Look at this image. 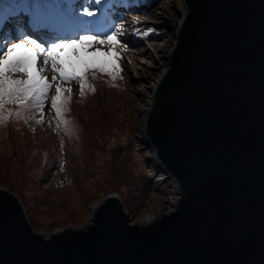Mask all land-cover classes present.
<instances>
[{"label": "water", "instance_id": "1", "mask_svg": "<svg viewBox=\"0 0 264 264\" xmlns=\"http://www.w3.org/2000/svg\"><path fill=\"white\" fill-rule=\"evenodd\" d=\"M183 8L139 136L172 207L137 223L109 192L47 233L0 187V264H264V0Z\"/></svg>", "mask_w": 264, "mask_h": 264}, {"label": "rangeland", "instance_id": "2", "mask_svg": "<svg viewBox=\"0 0 264 264\" xmlns=\"http://www.w3.org/2000/svg\"><path fill=\"white\" fill-rule=\"evenodd\" d=\"M26 1L33 5V0H0V13L5 11L0 14V33L4 24L8 32L13 31L9 38L26 29L28 15L33 19L35 11L34 5L27 10ZM172 1L157 0L152 7L143 0L131 3L136 8L129 10L136 19L131 20L129 14L124 19L140 31L132 36L123 31L121 40L127 50L118 61L123 69L119 77L112 81L107 74L96 73L94 79L89 78L96 91H86L84 97L79 95L78 84L71 85L72 101L66 118L76 128L73 134L54 131L50 101L41 124L35 122L40 118L36 111L31 112L34 119L27 122L11 117L0 124V187L11 186V191H20L33 228L51 233L66 227H83L90 222L95 205L109 192L120 194L137 223H145L149 215L156 217L172 207L175 189L166 181H157L160 174L146 163L144 156L150 152L139 139L141 120L150 104L144 100L150 102L154 75L164 68L168 54L160 47L173 38L177 28L164 20L172 10ZM61 2L67 10L69 0ZM77 5L80 7L75 11L82 15L83 4ZM94 8L97 16L104 10L103 6ZM67 11V17H71L73 5ZM129 25L125 28L130 33ZM149 28L153 31L143 35ZM24 35L43 41V37L32 32ZM133 39H138L137 47L147 48L148 53L133 54ZM44 40L52 42L49 38ZM99 47L107 50L105 46ZM133 58L136 67L132 70ZM142 73L148 76L143 84ZM47 75L51 79L52 73ZM6 107L14 111L17 105Z\"/></svg>", "mask_w": 264, "mask_h": 264}, {"label": "snow or ice", "instance_id": "3", "mask_svg": "<svg viewBox=\"0 0 264 264\" xmlns=\"http://www.w3.org/2000/svg\"><path fill=\"white\" fill-rule=\"evenodd\" d=\"M94 6H102V0H84L82 15H78L75 8L80 5L73 4L74 23L71 28H62L55 17L42 10L44 5L37 0L32 24L50 29L54 33L51 43L23 33L10 38L0 35V124L11 117L27 122L34 119L33 111L39 113L40 118L35 122L41 124L50 101L54 131L66 135L76 131L73 122L66 118L72 101L71 85L78 84L79 95L84 97L86 91H96L89 82L96 73L107 74L115 81L123 71L118 61L127 50L121 40L122 26L114 25L115 31L111 30L113 26H107L105 31ZM152 31L149 28L143 35ZM10 39L17 42L11 43ZM9 104L17 108L10 110L6 107Z\"/></svg>", "mask_w": 264, "mask_h": 264}, {"label": "bare ground", "instance_id": "4", "mask_svg": "<svg viewBox=\"0 0 264 264\" xmlns=\"http://www.w3.org/2000/svg\"><path fill=\"white\" fill-rule=\"evenodd\" d=\"M135 1H138V0H121L120 2H119V4L117 5V4H115V5H113V6H115L116 8H119V9H123V5H125V8L127 9V6H126V3H127V5L129 6V7H131V3L132 2H135ZM144 1V3H146V5L147 6H149V7H152V6H155V3H157V0H143ZM156 1V2H155ZM173 2V5H172V10H171V12H170V14H169V17H165L164 18V20H165V22H168V23H174V24H176V26H177V24H178V22H179V20L181 19V16H182V14L184 13V8H183V6H182V4H181V0H173L172 1ZM80 4H84V2H81L80 1ZM159 5V4H158ZM132 8H136V6L135 5H132ZM133 10V9H132ZM2 13V14H1ZM1 15H3L4 13H5V11L3 12V11H1ZM168 13V12H167ZM16 14V13H15ZM13 15V14H12ZM26 17V16H25ZM178 18V19H177ZM3 20V19H2ZM26 20V19H25ZM71 20V19H70ZM1 21V20H0ZM13 21V20H12ZM60 21V20H59ZM69 22V21H68ZM118 23H119V25H121L122 26V29H123V31H124V33L125 34H129L128 36H130V35H132V34H134V33H139V29L138 28H136V26L134 25L132 28H131V34L129 33V31H128V28L126 29L125 28V26H127V22L125 21V19L124 18H121V19H118ZM61 25H62V23H60ZM73 24H72V22L71 23H69V25H68V28H71V26H72ZM130 28V27H129ZM1 29V28H0ZM13 29V28H12ZM23 29V28H22ZM2 32L0 33V35H3V36H9L11 33H13V31H9L8 32V29H7V26L4 24L3 26H2ZM4 30H7V31H4ZM11 30V29H10ZM175 30V29H174ZM1 31V30H0ZM27 32H29V33H31L32 31L30 30V28H26V29H23L22 31H19V33H17L18 35L20 34V33H27ZM7 34V35H6ZM32 34H35V33H33L32 32ZM174 38V37H173ZM173 38L171 39H168L167 40V42H165L161 47H160V50L161 49H163L164 50V52H166V54L169 52V48H170V45L172 44V42H173ZM139 44V41H138V39L136 40V39H133V43H132V48L134 47V48H136V49H134V51L132 52L133 54L135 53V54H138V55H140V54H146V53H148V51H147V48H145V49H139L138 47H137V45ZM162 50V51H163ZM134 57V56H133ZM142 58V57H141ZM135 58H133L130 62V67L132 68V70L134 69V67H136L135 66V64H136V61L134 60ZM166 59V58H165ZM157 62V61H156ZM159 66H161V63H160V65ZM165 66V65H164ZM163 70V69H162ZM162 70H160L158 73H156L155 75H154V82L153 83H155V81H156V79L158 78V76H159V74L161 73V71ZM142 76V81H141V83L143 84V83H145V79L146 78H148V76H146L145 75V73H142L141 74ZM154 85V84H153ZM153 87V86H152ZM142 90V89H141ZM145 98V97H144ZM144 101H146V103L147 104H149L150 102L148 101V99H146V100H144ZM143 108V107H142ZM155 170V169H154ZM159 174H161L160 172H159ZM161 177V176H160ZM157 181H159V179L157 180ZM170 186H172L174 189H175V186H173V185H170ZM174 192V191H173ZM175 193V192H174ZM176 194V193H175ZM174 194V195H175ZM176 198H177V195H176V197H174V200H172V202H173V204H174V201L176 200ZM155 218V216L153 217V216H151V215H149L148 216V219H147V222L149 221H151V220H153Z\"/></svg>", "mask_w": 264, "mask_h": 264}, {"label": "trees", "instance_id": "5", "mask_svg": "<svg viewBox=\"0 0 264 264\" xmlns=\"http://www.w3.org/2000/svg\"><path fill=\"white\" fill-rule=\"evenodd\" d=\"M35 1H37V0H35ZM40 1H42L48 7L50 6V4H54L56 2V0H40Z\"/></svg>", "mask_w": 264, "mask_h": 264}]
</instances>
